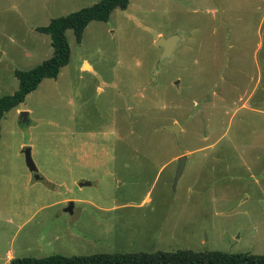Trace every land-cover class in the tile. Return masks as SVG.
I'll return each instance as SVG.
<instances>
[{
	"label": "rangeland",
	"instance_id": "obj_1",
	"mask_svg": "<svg viewBox=\"0 0 264 264\" xmlns=\"http://www.w3.org/2000/svg\"><path fill=\"white\" fill-rule=\"evenodd\" d=\"M99 1L0 0V97L17 91L18 70L53 55L38 27ZM222 1L227 25L214 0H130L81 42L67 31L69 64L2 122L0 264L264 254V0ZM173 33L181 40L161 60L156 41Z\"/></svg>",
	"mask_w": 264,
	"mask_h": 264
},
{
	"label": "trees",
	"instance_id": "obj_2",
	"mask_svg": "<svg viewBox=\"0 0 264 264\" xmlns=\"http://www.w3.org/2000/svg\"><path fill=\"white\" fill-rule=\"evenodd\" d=\"M130 0H100L92 6L82 8L68 15L53 19L49 25L38 27V31L48 34L52 40L53 55L39 65L18 70L16 76L19 88L13 94L0 97V139L2 122L12 111L21 109L27 96L34 92L45 79H57L63 67L71 59V47L67 31L75 32L78 42L90 22L108 21L116 9H127ZM10 264H264V254L225 251H157L98 253L92 255L51 254L44 257H17Z\"/></svg>",
	"mask_w": 264,
	"mask_h": 264
},
{
	"label": "water",
	"instance_id": "obj_3",
	"mask_svg": "<svg viewBox=\"0 0 264 264\" xmlns=\"http://www.w3.org/2000/svg\"><path fill=\"white\" fill-rule=\"evenodd\" d=\"M217 10H218V17L222 24L227 25L224 21V3L222 0H214ZM181 40V35L179 33H173L170 36H160L156 41V46L162 48V56L161 60L166 58H171L175 49L177 48L179 42ZM26 113L22 112V117H25ZM23 120H26L23 119ZM166 129L173 132L175 134L176 139L180 142L181 141V126L178 123L171 124L166 126ZM25 155H26V162L30 170L37 176V166L32 157V148L26 147L25 148ZM188 155L184 154L177 159V171L174 179V183L176 184L179 178L182 176L183 171L185 169L187 163ZM87 183V182H86ZM84 184V183H83ZM73 205L74 202H70L69 206L66 208L67 211L73 212Z\"/></svg>",
	"mask_w": 264,
	"mask_h": 264
},
{
	"label": "flooded vegetation",
	"instance_id": "obj_4",
	"mask_svg": "<svg viewBox=\"0 0 264 264\" xmlns=\"http://www.w3.org/2000/svg\"><path fill=\"white\" fill-rule=\"evenodd\" d=\"M163 50V49H162Z\"/></svg>",
	"mask_w": 264,
	"mask_h": 264
}]
</instances>
